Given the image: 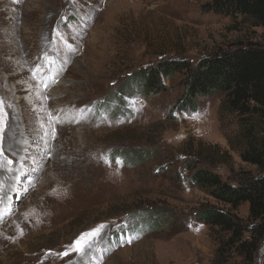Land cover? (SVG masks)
Wrapping results in <instances>:
<instances>
[{
	"label": "rangeland",
	"instance_id": "rangeland-1",
	"mask_svg": "<svg viewBox=\"0 0 264 264\" xmlns=\"http://www.w3.org/2000/svg\"><path fill=\"white\" fill-rule=\"evenodd\" d=\"M208 1L0 0V149L13 161L0 158V264H214L220 233L196 213L229 207L190 184L186 163L231 184L255 172L227 143L221 95L178 112L183 73L159 93L121 91L157 61L263 42L260 27L204 11ZM20 128L33 138L22 155ZM233 215L246 221L248 204ZM263 256L264 241L253 264Z\"/></svg>",
	"mask_w": 264,
	"mask_h": 264
},
{
	"label": "trees",
	"instance_id": "trees-1",
	"mask_svg": "<svg viewBox=\"0 0 264 264\" xmlns=\"http://www.w3.org/2000/svg\"><path fill=\"white\" fill-rule=\"evenodd\" d=\"M202 9L260 27L263 42H236L203 55L194 64L157 61L153 68L135 73L133 87L121 91L139 88L159 93L165 88L164 78L183 73L178 112L196 111L198 98L221 95L219 121L227 143L242 161L255 166V172L239 173L231 184L208 169L186 166L191 185L229 207L206 206L196 213L199 221L220 233L214 264H253L264 241V0H210ZM229 120L233 121L231 129L224 126ZM242 203L248 204L246 221L233 215ZM234 256L240 260L231 261Z\"/></svg>",
	"mask_w": 264,
	"mask_h": 264
},
{
	"label": "snow or ice",
	"instance_id": "snow-or-ice-1",
	"mask_svg": "<svg viewBox=\"0 0 264 264\" xmlns=\"http://www.w3.org/2000/svg\"><path fill=\"white\" fill-rule=\"evenodd\" d=\"M52 39L53 40H60L62 39L61 34L57 31V29L53 28L52 30ZM49 63H54V61H48ZM37 73L34 70L33 78H35V75ZM44 88H47V83L43 84ZM45 99H50V97L45 96ZM6 113L4 112V101L0 99V133L3 132V129L5 127L6 121H5ZM56 136V129L53 128L52 130V139H55ZM0 139H2V136H0ZM0 158H3L7 161V164L11 165L13 163L12 160L8 159L4 156L3 149H0ZM19 198V197H17ZM107 227V225L101 224L98 225L96 228L89 230L88 232L81 233L80 236L72 242L70 245L72 251H74L77 254L83 253L86 248H88L94 240H97V238L101 235L103 230ZM131 241L129 240V243ZM69 252L65 251L61 254V256H68Z\"/></svg>",
	"mask_w": 264,
	"mask_h": 264
},
{
	"label": "bare ground",
	"instance_id": "bare-ground-1",
	"mask_svg": "<svg viewBox=\"0 0 264 264\" xmlns=\"http://www.w3.org/2000/svg\"><path fill=\"white\" fill-rule=\"evenodd\" d=\"M28 101L32 102L33 98H28ZM22 131H23L22 128H20V130L18 132L19 134H18L17 143H16V148H17V152L16 153L17 154H21L22 150L25 151L27 148H29V145L31 146L29 141H30V139H33V138H30L29 140H26V138L24 136V133ZM40 139L43 141V144L46 146V144L44 143V140L46 141V139L44 137H41ZM36 146L40 147V145H38V144Z\"/></svg>",
	"mask_w": 264,
	"mask_h": 264
}]
</instances>
